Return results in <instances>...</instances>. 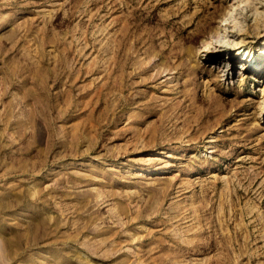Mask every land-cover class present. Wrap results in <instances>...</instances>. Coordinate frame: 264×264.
<instances>
[{
	"label": "rangeland",
	"instance_id": "rangeland-1",
	"mask_svg": "<svg viewBox=\"0 0 264 264\" xmlns=\"http://www.w3.org/2000/svg\"><path fill=\"white\" fill-rule=\"evenodd\" d=\"M263 48L264 0H0V264H264Z\"/></svg>",
	"mask_w": 264,
	"mask_h": 264
},
{
	"label": "bare ground",
	"instance_id": "bare-ground-1",
	"mask_svg": "<svg viewBox=\"0 0 264 264\" xmlns=\"http://www.w3.org/2000/svg\"><path fill=\"white\" fill-rule=\"evenodd\" d=\"M250 52L253 53V50L251 49ZM263 55H264V48L262 49ZM262 54V53H261ZM219 63V67H215V70H217L219 73H223V70H225L224 68L225 65L222 67V61L218 62ZM248 65L246 63H242L240 69H239V73L238 75L240 76V80H243L246 74V71H244L245 69H247ZM221 75V74H220Z\"/></svg>",
	"mask_w": 264,
	"mask_h": 264
}]
</instances>
